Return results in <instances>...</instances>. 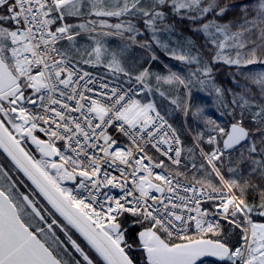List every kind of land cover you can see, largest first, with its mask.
<instances>
[{
	"label": "snow or ice",
	"instance_id": "obj_1",
	"mask_svg": "<svg viewBox=\"0 0 264 264\" xmlns=\"http://www.w3.org/2000/svg\"><path fill=\"white\" fill-rule=\"evenodd\" d=\"M0 264H264V0H0Z\"/></svg>",
	"mask_w": 264,
	"mask_h": 264
},
{
	"label": "trees",
	"instance_id": "obj_2",
	"mask_svg": "<svg viewBox=\"0 0 264 264\" xmlns=\"http://www.w3.org/2000/svg\"><path fill=\"white\" fill-rule=\"evenodd\" d=\"M177 35L175 36L176 40H180L183 37L189 36V33L186 31V29L184 27H178L177 28ZM168 39H172L171 37H169ZM193 39H196L195 37H193ZM199 42V41H197ZM146 56V53H144L143 50L139 49V48H133L130 50L129 54H128V61L131 64L136 63L137 61H142ZM163 58V57H162ZM169 63L172 64H176V61H169ZM230 69L228 68H222L220 70V73L217 75L216 79H217V83H223L225 84V86L227 85V78L229 75ZM151 98L156 101L159 98L158 94L152 95ZM215 98L214 95H209L206 92H197V91H193L192 93V103L194 105H202L204 107H206V109L209 112L215 111L216 107H215ZM173 116L172 118L169 117V120L171 123L174 124L175 127H181L184 126L182 124V117H181V111L179 109H176L175 106H173ZM185 122H186V127L188 125H192L193 127H195V121L193 120V117L191 115H188L187 117L185 116ZM185 127V126H184Z\"/></svg>",
	"mask_w": 264,
	"mask_h": 264
},
{
	"label": "rangeland",
	"instance_id": "obj_3",
	"mask_svg": "<svg viewBox=\"0 0 264 264\" xmlns=\"http://www.w3.org/2000/svg\"><path fill=\"white\" fill-rule=\"evenodd\" d=\"M197 92H200V91H197ZM155 102L157 103L159 108H162L164 111L168 113V117L172 118L174 107L171 104V98H163L159 96V98ZM181 117H182V124L186 127L185 115L182 111H181Z\"/></svg>",
	"mask_w": 264,
	"mask_h": 264
}]
</instances>
